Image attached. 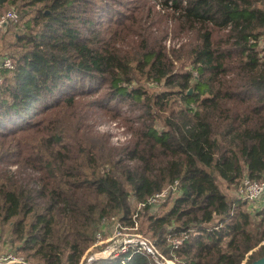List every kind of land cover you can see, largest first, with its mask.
<instances>
[{
    "label": "trees",
    "instance_id": "trees-1",
    "mask_svg": "<svg viewBox=\"0 0 264 264\" xmlns=\"http://www.w3.org/2000/svg\"><path fill=\"white\" fill-rule=\"evenodd\" d=\"M11 9L1 245L31 264H80L116 218L179 264L264 258V208L236 193L264 183V0H0V17ZM96 111L124 121L130 141L111 145ZM170 233L187 234L174 253Z\"/></svg>",
    "mask_w": 264,
    "mask_h": 264
},
{
    "label": "built area",
    "instance_id": "built-area-1",
    "mask_svg": "<svg viewBox=\"0 0 264 264\" xmlns=\"http://www.w3.org/2000/svg\"><path fill=\"white\" fill-rule=\"evenodd\" d=\"M19 15L15 10H10L0 18V32L4 30L9 24L18 21ZM5 68L8 70L13 69V61L8 56L4 57L0 62V86L3 82V76L1 70ZM99 129V126H98ZM123 141L113 142L116 146H122L128 143L132 137L130 133L123 131ZM16 168V167H14ZM178 182L175 185L168 187L163 192L154 195L149 204H160L171 193H176ZM264 192V183H259L246 178L243 181L242 187L239 190L240 200L248 201L256 206L259 198ZM103 225L96 233L95 240L92 245L84 253L80 264H95L97 262L95 254L98 252H105L110 250V259L117 261L119 264H127L132 256L139 254L146 258L150 264H175L177 261L174 258L165 256L157 247L155 242L150 238L142 235L138 232V223H135L134 227H124L116 218L110 220L103 219ZM106 225H110V230L113 232L112 236L104 237L102 231L106 228ZM112 228V229H111ZM194 232V230H193ZM187 238V234L170 233L168 235V248L171 253L178 250L184 240ZM1 235H0V248H1ZM95 253L96 250H99ZM86 260V261H85ZM0 264H31L20 253L16 252L11 247L0 249Z\"/></svg>",
    "mask_w": 264,
    "mask_h": 264
},
{
    "label": "rangeland",
    "instance_id": "rangeland-1",
    "mask_svg": "<svg viewBox=\"0 0 264 264\" xmlns=\"http://www.w3.org/2000/svg\"><path fill=\"white\" fill-rule=\"evenodd\" d=\"M12 10V9H11ZM8 11H10V10H8ZM7 11V12H8ZM7 12H5V13H7ZM4 13V14H5ZM1 18V17H0ZM16 32V28H15V26L13 25V23H11V24H9L4 30H2L1 32H0V38H1V36L2 35H6V37H7V42L8 41H10V40H12L13 39V34ZM183 42H185V40L183 39ZM182 44V42L181 41H179V39L178 40H171L170 42H167L166 43V45H167V47H176V46H180ZM0 53H2V55L0 56V62H1V60L4 58V57H6V55L7 56H9L10 54H9V52H8V50L6 49V44H5V42H4V45L2 44V43H0ZM260 50H261V55L262 56H264V40H262L261 42H260ZM146 87H147V89H148V91L150 92V93H153V92H155V91H159L160 89H161V87H158V86H155V85H152V84H147L146 83ZM93 123H94V125H95V129L99 132V133H101V134H105V135H107L108 137H109V142H110V144L111 145H113V146H116V145H114L113 144V142L115 143V142H118V141H123V137H124V135H123V131L125 132V133H129L128 132V128H127V125H125L124 124V121H122V120H120V119H116V120H112V119H110L108 116H106V115H104V114H102L101 112H97L96 111V114L94 115V120H93ZM98 126H99V129H98ZM131 134V133H130ZM132 135V134H131ZM116 147H119V146H116ZM14 167H16V166H12L11 167V169L12 170H17V167L16 168H14ZM27 173H30V172H27ZM223 191H225L226 193H227V191H226V189H225V187L223 186ZM234 192H236V191H233V193ZM237 194H238V197H239V192H236ZM234 194L236 197H237V194ZM264 193V192H263ZM230 197H231V192H230ZM239 199H240V197H239ZM249 207H253L250 211H251V213H253L254 215H256L257 214V212L263 207L264 208V194H262L261 195V197L259 198V200H258V202L256 203V207H255V205L254 204H249ZM256 218V217H255ZM256 221H258V218H256L255 219ZM112 229V228H111ZM138 229H139V225H138ZM6 232H5V235H3L4 237H2V241L3 242H5V240L6 239H8L9 238V227L8 228H6V230H5ZM102 231V235L104 236V237H109V236H112L113 235V232L110 230V225H106V228H104L103 230H101ZM139 232V231H138ZM141 233V232H140ZM142 234V233H141ZM142 235H144V234H142ZM146 236V235H145ZM146 237H148V238H150L149 236H146ZM151 239V238H150ZM152 240V239H151ZM154 241V240H153ZM8 244L7 243H5V244H2L1 245V250L2 249H5L6 247H9V246H7ZM158 247V246H157ZM159 248V247H158ZM13 250V249H12ZM159 250H160V248H159ZM98 251H100V249L99 250H96L95 251V253L96 252H98ZM161 251V250H160ZM162 252V251H161ZM98 253H100V252H98ZM163 253V252H162ZM97 254V253H96ZM164 254V253H163ZM166 256V255H165ZM25 257V256H24ZM248 260H249V258L247 257L246 259H245V261H243V263L242 264H249V262H248ZM86 261V260H85ZM106 261H108V260H106ZM109 261H111V260H109ZM175 264H179L178 263V261H175L174 262Z\"/></svg>",
    "mask_w": 264,
    "mask_h": 264
},
{
    "label": "water",
    "instance_id": "water-1",
    "mask_svg": "<svg viewBox=\"0 0 264 264\" xmlns=\"http://www.w3.org/2000/svg\"><path fill=\"white\" fill-rule=\"evenodd\" d=\"M95 257H96L97 262L109 260L110 259V250L108 249L104 253L103 252L97 253V254H95ZM251 264H264V258L259 259L255 262L251 263Z\"/></svg>",
    "mask_w": 264,
    "mask_h": 264
}]
</instances>
